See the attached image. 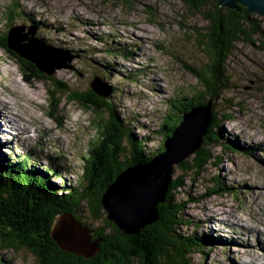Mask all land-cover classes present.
<instances>
[{
	"label": "rangeland",
	"instance_id": "1",
	"mask_svg": "<svg viewBox=\"0 0 264 264\" xmlns=\"http://www.w3.org/2000/svg\"><path fill=\"white\" fill-rule=\"evenodd\" d=\"M8 6L22 15L10 33L24 27L19 36L32 30L37 39L39 35L49 39L50 44H43L55 50L53 56H73L69 67L57 68L52 75L72 89L85 91L96 83L105 88L95 63L116 64L117 77L111 83H118L120 89L113 102L132 119L140 137L149 138L151 149L162 146L158 130L170 98L193 87L198 82L193 69L205 67L209 60L204 43L208 22L181 0H0L1 32L7 30ZM29 16L44 21L46 27L30 25ZM112 40L132 49V56L105 49ZM81 49L92 50L85 58L73 52ZM227 67L231 83L223 88L217 109L235 117H223L221 124L231 144L215 143L213 158L204 169L182 177L176 197L192 222L182 230L222 238L215 240L205 259L196 253L194 264H264V36L237 43ZM140 68L137 79H126L129 70ZM28 78L0 51V97L4 98H0V151L10 160L31 153L38 166L58 164L69 183L84 169L82 155L96 136L99 116L106 120L108 114L62 95L53 110L47 83ZM22 118L29 126L19 127L18 123L27 124ZM177 165L172 166L173 175L182 176ZM216 179L230 190L215 191ZM0 254L11 264H42L26 248H0Z\"/></svg>",
	"mask_w": 264,
	"mask_h": 264
},
{
	"label": "trees",
	"instance_id": "2",
	"mask_svg": "<svg viewBox=\"0 0 264 264\" xmlns=\"http://www.w3.org/2000/svg\"><path fill=\"white\" fill-rule=\"evenodd\" d=\"M181 1L192 10L201 12L208 22L204 43L209 50V60L205 67L193 69L198 82L180 95L170 98L167 103L166 114L158 130L162 146L156 149L147 147L149 138L140 137L132 119L123 116L113 102L120 89L118 83H111L117 77L116 64L97 61L94 66L95 72L103 80L108 93L106 97L99 95L93 88L85 91L72 89L54 76L41 72L34 63L10 47V30L16 26L17 19H21L22 15L14 6H8L4 15L7 30H0V51L14 60L26 77H30V81L47 83L49 102L53 110L57 109L62 95L67 96L69 101L89 106L99 114L107 113L108 118L103 120L99 116L96 136L91 140L87 154L82 155L84 169L75 179L69 180V183H66L65 173L58 164L38 166L29 157L31 153L10 160L0 151L1 249L26 248L42 264H194L196 253H200L205 259L212 251L211 245L217 240L214 234H198V230H194L192 234L183 232V226L192 222L185 218L183 202L177 200L176 191L184 182L182 177L190 172L199 174L206 163L211 161V148L215 143H222L223 140L224 143L231 144L221 124L223 117L227 120H235V117L230 113L219 112L217 103L223 88L231 83L227 66L237 43H252L254 38L264 36V17L247 13V7L242 4H237L236 8H228L221 6L218 0ZM22 14L26 16L24 12ZM30 16V25L40 29L46 27L44 21ZM38 38L45 44H50L45 36L39 35ZM103 41L108 44V39ZM112 42L105 49L113 48L114 52L132 56V49L126 50L120 46V42ZM91 50L73 52L87 58L84 55ZM142 70L131 69L125 77L129 81L137 79ZM209 103L212 111L208 131L203 135L201 147L193 156L178 163L177 167L183 171V175L174 176V171H171L165 201L157 206L158 220L141 228L136 234H127L108 218L103 206L102 198L108 186L129 165L165 151L166 143L177 129L183 115ZM215 186V191L230 190L221 179L215 180ZM238 194L240 192L236 195ZM63 213H71L83 225L88 226L91 240L98 241L99 249L90 258L63 250L53 238L54 219ZM101 221L105 225L98 224ZM95 223L98 225H94ZM0 264H11V261L0 254Z\"/></svg>",
	"mask_w": 264,
	"mask_h": 264
},
{
	"label": "water",
	"instance_id": "3",
	"mask_svg": "<svg viewBox=\"0 0 264 264\" xmlns=\"http://www.w3.org/2000/svg\"><path fill=\"white\" fill-rule=\"evenodd\" d=\"M218 2L228 8H236L237 4H242L247 7V13L264 17V0ZM17 28L10 33V47L34 63L41 72L52 76L57 68L70 66L67 62L72 61L73 56L55 57L52 55L55 50L34 37V31L30 30L21 37L19 29L24 27ZM92 88L103 97L108 94L99 83L93 84ZM211 111L212 105L209 103L184 114L167 141L165 151L129 165L108 186L102 198L103 206L108 218L127 234H136L141 228L158 220L157 206L165 201L172 166L201 147L203 135L208 131L211 122ZM52 236L63 250L86 258H90L99 249L98 241L91 240L90 228L71 213L58 214L55 217Z\"/></svg>",
	"mask_w": 264,
	"mask_h": 264
},
{
	"label": "bare ground",
	"instance_id": "4",
	"mask_svg": "<svg viewBox=\"0 0 264 264\" xmlns=\"http://www.w3.org/2000/svg\"><path fill=\"white\" fill-rule=\"evenodd\" d=\"M0 98H1V99H4V98H2V97H0ZM1 99H0V103H3V101H2ZM10 116H12V115H10ZM12 118H13V117H12ZM21 120L27 122L28 125H27V124H24V123H18V122H17V123L19 124V127H20V124H22V126H29V121H27L25 118H22ZM22 121H21V122H22ZM1 128H2V125L0 126V129H1ZM9 129H10V128H9ZM21 129H22V128H21ZM22 130L24 131L25 129H22ZM26 130H28V129H26ZM4 131H6V129H5ZM10 131H11V129H10ZM21 134H24V135H25L24 138L28 137V135H29L28 133H23V132H22ZM39 135H40V134H38V136H39ZM217 241H222V238H219Z\"/></svg>",
	"mask_w": 264,
	"mask_h": 264
}]
</instances>
